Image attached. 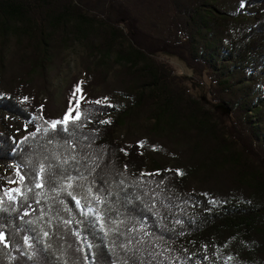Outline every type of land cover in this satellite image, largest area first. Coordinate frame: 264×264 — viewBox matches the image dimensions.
<instances>
[{
    "label": "trees",
    "instance_id": "trees-1",
    "mask_svg": "<svg viewBox=\"0 0 264 264\" xmlns=\"http://www.w3.org/2000/svg\"><path fill=\"white\" fill-rule=\"evenodd\" d=\"M209 1L175 0L161 38L123 0H0L2 43L8 30L17 35L30 50L28 73L46 72L80 35L96 54L116 51L133 75L121 102H79L83 117L53 130L64 117L42 111L0 72V264H264V138L246 132L253 121L264 128V0ZM105 16L127 22L128 50ZM160 52L209 78L211 94L240 122L242 143L203 101L177 91L172 69L152 57ZM140 114L156 133L214 128L201 165L187 175L172 166L145 172L142 144L116 136Z\"/></svg>",
    "mask_w": 264,
    "mask_h": 264
},
{
    "label": "rangeland",
    "instance_id": "rangeland-1",
    "mask_svg": "<svg viewBox=\"0 0 264 264\" xmlns=\"http://www.w3.org/2000/svg\"><path fill=\"white\" fill-rule=\"evenodd\" d=\"M86 1H92L95 5L99 0ZM123 1L128 10L132 11L139 19V24L143 30L157 37H167L172 19L175 17L173 16L175 0ZM220 1L225 2V0ZM230 1L227 0L226 3ZM207 4H210L209 0H207ZM235 4L236 2L228 5L227 9H235ZM118 9L122 10L118 6L115 9L116 12ZM88 14L91 16L90 13ZM114 14L115 17H121L118 16V13ZM95 16L97 19H94L92 23H94L93 27L97 28L99 19L102 17H100L99 11H97ZM104 18L108 24L121 30L123 35L119 37L118 46L128 50L130 44L128 41L127 22H116L108 19L107 16ZM85 25L87 26L88 24ZM29 51L25 49L24 44H17V35L12 30H8L6 33L5 44L2 43L0 33V72L3 73V80L5 83H21V88L26 89L25 92L29 99L36 101L42 111L51 112L54 116H65L69 109L70 97V102L74 101L76 103V100H79L81 93L76 94V100L73 99V93L76 92L78 85L83 89L82 95L84 97L79 102L103 101V98L106 97L107 101L102 103L117 104L123 100V88L132 82L133 75L124 67L125 60L119 59L116 51L112 52V55L107 56L96 54L89 49L85 38L80 35L75 36L69 46L61 48L58 56L53 60L46 72L39 68H36V73H28L25 70L24 64L31 63L24 57L29 56ZM1 52H3V55H1ZM152 57L155 59L156 64L160 65L161 62H164L172 69L180 86L177 89L178 92L183 93L186 98L191 96L203 101L204 109L214 112L215 116L221 119L223 129L230 134L233 132L234 140L242 143L245 138L241 131L240 122L227 106L220 103L211 94L212 84L206 75L196 73L193 68L177 55L160 52ZM95 72L101 76L99 78L96 77V80ZM174 85L176 84L174 83ZM0 91H6L1 82ZM182 104L185 105V102ZM251 114L255 119H260V113H257V109H254ZM141 115L142 118L140 120L131 121L126 128L119 130L116 136L127 140L133 139L142 144L143 151L148 158L145 172L172 166L187 175L189 171L193 170V165L194 170L195 165L196 167L201 165V158L206 152L210 137L215 134L214 128L209 130L207 125V131L204 129V132H201L195 128L184 130L183 125L172 128L166 126L164 130L160 131L161 133H156L154 130L155 121L148 119V114H140V117ZM246 127V132L249 133L253 140L257 141V137L259 139L264 138V128H257V122L253 121ZM227 172H230V170L227 169ZM224 181L227 182L228 180L224 179ZM14 185V183H8V190L13 189ZM194 185L197 189L204 190L207 183L196 182Z\"/></svg>",
    "mask_w": 264,
    "mask_h": 264
},
{
    "label": "snow or ice",
    "instance_id": "snow-or-ice-1",
    "mask_svg": "<svg viewBox=\"0 0 264 264\" xmlns=\"http://www.w3.org/2000/svg\"><path fill=\"white\" fill-rule=\"evenodd\" d=\"M82 92H83V89L78 85L76 88V92L73 93V99L76 100V94L81 93L79 100H83L84 97L82 95ZM79 100H76V107L75 108L70 107L68 109V112L65 114L63 120H54V121L50 122V127L53 130L57 129V127L60 125L66 126L69 123H75L76 121H79L83 117V113L77 111V109L80 107ZM106 101H107V98L105 97V98H103V101L102 100H96V101H94V103L101 104L102 102H106ZM74 112L76 113V115H73ZM102 122L103 123H110V121H102ZM64 130H67V129L65 128ZM38 131H39V129H38ZM45 131H47V129H45ZM44 171H45L44 166H41L40 172L44 173ZM181 174H183V173L181 172ZM21 179H23V177ZM37 186L43 187V184L41 183V184H38ZM70 186L71 185H69V187ZM17 191H19V189H17ZM9 198L11 199L12 197H9ZM76 203L79 204V200H77ZM2 239H4V236L2 234H0V240H2Z\"/></svg>",
    "mask_w": 264,
    "mask_h": 264
}]
</instances>
